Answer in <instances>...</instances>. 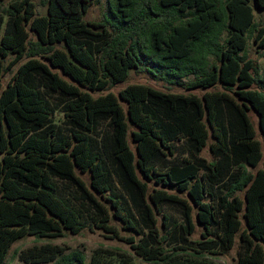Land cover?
<instances>
[{"label":"trees","instance_id":"1","mask_svg":"<svg viewBox=\"0 0 264 264\" xmlns=\"http://www.w3.org/2000/svg\"><path fill=\"white\" fill-rule=\"evenodd\" d=\"M91 3L43 0L39 15L32 0H0V264L20 239L84 229L146 264H215L236 238L235 264H264V140L247 115L264 139V75L245 51L251 39L264 56L254 20L264 0H108L101 21H86ZM147 64L203 93L129 84L92 94ZM101 252L86 261L44 243L14 256L112 264ZM118 264L137 263L124 253Z\"/></svg>","mask_w":264,"mask_h":264},{"label":"rangeland","instance_id":"2","mask_svg":"<svg viewBox=\"0 0 264 264\" xmlns=\"http://www.w3.org/2000/svg\"><path fill=\"white\" fill-rule=\"evenodd\" d=\"M5 1L8 2L10 0H5ZM32 1L35 4V9L37 14L39 15L45 14V5L43 4V0H32ZM107 2L108 0H92L91 6L84 15L83 19L86 21H101L103 15L106 13ZM254 20L257 24H264V10L263 11L254 10ZM245 51H246V56L249 59L253 60L258 66L260 75L261 74L264 75V56H262V52L260 50L256 49L251 39L247 41ZM17 66L18 64L13 67V71H15ZM148 68H151L150 64H147L146 67L141 72L131 71L128 79L125 82L117 84L109 88L107 91H97L92 94L94 96H97V95L105 94L106 92H112L117 95L122 88H124L129 84H143L155 88L159 91L171 92L177 94L193 93L196 95H201L203 93V90L200 89L186 90L184 86L170 85L168 83V80L164 78L163 76L164 73L162 70H155L156 72L155 75H152L151 73L148 72L147 70ZM10 77L11 74L4 75L2 79L3 87L9 81ZM191 79L192 77H189L188 79H182L181 82L185 85V83H187ZM247 115L256 131V137L261 141V143H263L264 140L263 136L261 135L258 129V116L252 110L247 111ZM54 120L57 124L64 123L62 114L59 113L58 111L55 112ZM130 145L132 146L131 143ZM201 156L206 158L207 160L211 159V156L207 148H205L201 152ZM261 166L262 163L260 164L259 167ZM81 177L88 184L89 181L88 175L83 174L81 175ZM149 187L150 190L153 188H162L172 193L176 192L174 188L168 189V187L166 186L155 185L152 182L149 183ZM181 195L185 197V194H181ZM167 212L172 213L170 209H167ZM157 219H158L157 227L160 228V221H161L160 214H157ZM200 233H201V229L200 227L197 226L195 232L191 235L190 238L192 240H197L200 238ZM122 234L125 236L131 235V233L127 231H122ZM44 243H51V244H57L63 246L65 248V253L78 251L85 256L86 261L89 260L94 250L101 249L102 251L101 254L104 255L105 261L110 262L112 264H118L119 258L124 253L131 255V258L135 263L146 264L133 255L132 251L130 250L127 244H125L122 241L106 238L103 232L95 229L93 230L84 229L83 231H81L79 234L76 235H72L66 232L63 237L43 239L39 241L35 240L33 237H25L23 239L14 242L11 245L6 257V263L23 264L18 262V260L15 258L14 256L15 251L24 249L34 244H44ZM237 251H238V239L236 238V242L233 248L226 255H218L217 257H215L213 259V262L215 264H235L237 259ZM60 264H62L61 260H60Z\"/></svg>","mask_w":264,"mask_h":264},{"label":"crops","instance_id":"3","mask_svg":"<svg viewBox=\"0 0 264 264\" xmlns=\"http://www.w3.org/2000/svg\"><path fill=\"white\" fill-rule=\"evenodd\" d=\"M17 259V258H16ZM19 262V261H18ZM21 263V262H20Z\"/></svg>","mask_w":264,"mask_h":264}]
</instances>
